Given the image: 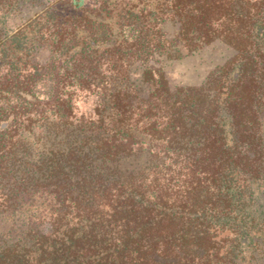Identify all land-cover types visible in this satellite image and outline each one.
I'll use <instances>...</instances> for the list:
<instances>
[{
  "label": "trees",
  "instance_id": "16d2710c",
  "mask_svg": "<svg viewBox=\"0 0 264 264\" xmlns=\"http://www.w3.org/2000/svg\"><path fill=\"white\" fill-rule=\"evenodd\" d=\"M34 1L0 0V264H264V0Z\"/></svg>",
  "mask_w": 264,
  "mask_h": 264
},
{
  "label": "rangeland",
  "instance_id": "374dc122",
  "mask_svg": "<svg viewBox=\"0 0 264 264\" xmlns=\"http://www.w3.org/2000/svg\"><path fill=\"white\" fill-rule=\"evenodd\" d=\"M46 0H38L26 4L19 10L16 21L27 19L34 15ZM77 1V0H75ZM85 0H82V4ZM167 33L173 36L177 27L171 22L164 26ZM235 50L223 41H214L199 51L188 53L179 59L162 62L167 79L172 88L179 86H200L204 84L210 73L217 67L231 59ZM91 99L82 98L77 107L80 111H87ZM32 137V136H31ZM11 223L0 215V234L6 232Z\"/></svg>",
  "mask_w": 264,
  "mask_h": 264
},
{
  "label": "water",
  "instance_id": "95a60500",
  "mask_svg": "<svg viewBox=\"0 0 264 264\" xmlns=\"http://www.w3.org/2000/svg\"><path fill=\"white\" fill-rule=\"evenodd\" d=\"M78 3H79V5H81V4H82V0H79V2H78Z\"/></svg>",
  "mask_w": 264,
  "mask_h": 264
}]
</instances>
